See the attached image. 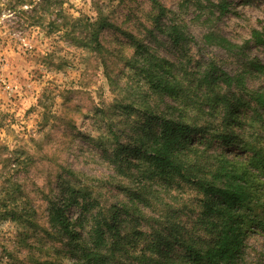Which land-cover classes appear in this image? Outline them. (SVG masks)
<instances>
[{
	"label": "trees",
	"instance_id": "obj_1",
	"mask_svg": "<svg viewBox=\"0 0 264 264\" xmlns=\"http://www.w3.org/2000/svg\"><path fill=\"white\" fill-rule=\"evenodd\" d=\"M148 2L155 13L149 35L162 37L186 62L176 65L121 32L131 56L121 55L119 61L137 81L139 94L143 95L142 85L145 96L170 102L165 112L145 110L146 120L135 122L141 133L133 129L127 141L122 138L124 133L115 132L108 123L112 147L102 149L117 176L127 180L139 176L143 181L137 190L128 191V204L106 210L82 183V175L65 170L67 177L60 185L63 194L50 197L48 229L38 235L62 244L74 264H245V240L264 232V64L245 56L244 47L211 31L202 36L203 43L228 56L245 57L243 69L231 74L214 60L191 64L187 55L194 40L182 16L194 9L196 20L205 25L227 12V0H180L177 11L168 10L158 0ZM24 5L30 6L31 27H47L89 53L102 52L99 35L110 26L104 19L91 22L80 16L72 18L67 28L62 0L18 4L19 8ZM246 43L264 47V33L253 31ZM248 79L260 85L249 88ZM142 102H146L144 97ZM213 146L222 148L210 152ZM231 149L240 153L231 155ZM147 182L190 192L194 202L178 213L163 207L157 196L153 204ZM3 205L8 206L0 208V217L4 209L3 217H11L22 236L28 238L31 230L36 233L38 226L32 220L26 224L35 212L22 209L17 215L9 209L11 202ZM71 209H79L80 216L70 217ZM44 239L40 238L41 251L45 250ZM25 247L29 253L33 250Z\"/></svg>",
	"mask_w": 264,
	"mask_h": 264
},
{
	"label": "rangeland",
	"instance_id": "obj_2",
	"mask_svg": "<svg viewBox=\"0 0 264 264\" xmlns=\"http://www.w3.org/2000/svg\"><path fill=\"white\" fill-rule=\"evenodd\" d=\"M21 1L25 2L0 0V208L11 202L9 209L17 215L22 214V209L35 212L26 224L32 220L38 228L26 238L16 222L11 217L5 219L1 210L0 264H74L62 244L38 235L48 229L46 209L50 197L63 194L60 185L67 177L65 170L82 175V183L102 208L128 204V191L137 190L143 180L139 176L129 180L117 176L103 158L102 149L112 147L106 125L111 123L127 141L133 129L141 133V128L135 129V122L146 120L145 110L165 112V104L170 102L145 96L142 85L143 95L139 94L137 81L119 61L121 55L131 56L121 32L134 36L176 65L185 63L186 58L162 37L149 35L154 29L155 13L148 0H62L67 28L72 18L80 16L91 22L104 19L110 25L100 32V54L79 48L68 36L51 33L47 27H31L30 6L19 8ZM158 1L168 10L177 11L180 0ZM227 2V12L205 25L196 20L194 9L182 16L194 40L187 55L191 64L214 60L231 74L243 69L245 57L228 56L203 43L202 36L210 31L244 47L245 56L264 64V47L246 45L253 31L264 33V0ZM259 85L248 79L249 88ZM215 146L210 152L222 148ZM229 152L240 153L232 149ZM147 184L152 193L148 199L153 204L157 196L164 202L163 207L178 213L194 202L190 192L166 190L156 182ZM69 216H80V210L71 209ZM41 237L46 241L43 251ZM26 244L33 247L30 253ZM245 245V264L264 261V232L250 235Z\"/></svg>",
	"mask_w": 264,
	"mask_h": 264
}]
</instances>
